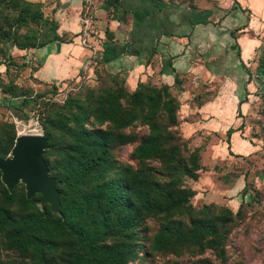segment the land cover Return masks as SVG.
<instances>
[{"label":"rangeland","instance_id":"obj_1","mask_svg":"<svg viewBox=\"0 0 264 264\" xmlns=\"http://www.w3.org/2000/svg\"><path fill=\"white\" fill-rule=\"evenodd\" d=\"M247 1L253 8L237 0H201L200 18L192 21L201 30L186 35L183 48L164 40V48L157 42L152 53L127 52L111 65L103 45L110 34L86 30L88 13L77 12L80 28L74 29L65 25L71 26L76 11L62 0H0V160L11 157L21 134L47 138L43 159L58 193H35V205L58 214L57 173L76 126L105 129L117 174L151 168L158 183L185 189L184 204L195 211L169 220L149 215L138 228L110 237L107 244H129L123 264H264V0ZM70 45L73 50H66ZM138 59L140 78L130 88L127 79ZM164 88L178 107L155 116L172 132L169 144L180 150L168 153L166 145L159 155L139 160L134 150L149 131L143 116L150 97L164 100ZM137 91L139 104L133 100ZM169 116L174 126L166 123ZM5 189L14 192L13 201L5 200ZM23 196L32 198L25 183L9 189L0 168V209L13 218L31 213L19 203ZM205 219L217 228L230 221L226 236H206L201 247L175 238L171 247H155V234L167 223L184 232ZM70 255L64 245L42 257L20 252L0 224V264H69Z\"/></svg>","mask_w":264,"mask_h":264},{"label":"trees","instance_id":"obj_2","mask_svg":"<svg viewBox=\"0 0 264 264\" xmlns=\"http://www.w3.org/2000/svg\"><path fill=\"white\" fill-rule=\"evenodd\" d=\"M165 89L163 101L160 96L149 99L150 107L143 116L149 131L134 150L139 160L159 155L166 145L168 153L180 150L178 143L169 144L167 137H172V132L167 129L168 125L161 127L155 116L160 110L164 111L165 116L170 115L178 107ZM133 100L136 104L143 102L139 91L133 94ZM168 119L166 123L174 126L172 117ZM72 136L65 149V162L57 173L61 182L58 185L59 214L48 209L40 210L33 197L27 199L24 196L19 203L24 208H31V213L13 218L6 209H0V224L5 238L15 249L20 252L31 250L42 257L44 253L53 252L64 245L71 252L69 264H123L128 256L129 244L124 241L107 244L110 237L138 228L149 215H162L169 220L182 212L195 214L190 205L184 204L188 192L185 189L175 190L171 181L158 183L153 178L151 168L117 174L108 155L110 134L105 129H87L77 125ZM45 161L51 168L49 162ZM185 174L196 177L189 169ZM4 194L5 200H14V192L9 193L5 189ZM196 223L198 225L184 232L178 228L171 231L167 223L164 229L155 234V247H171L174 238L175 242L190 241L199 247L206 236L222 240L230 221L224 220L219 228L208 220ZM225 252L226 246L222 243L219 256L224 257Z\"/></svg>","mask_w":264,"mask_h":264},{"label":"crops","instance_id":"obj_3","mask_svg":"<svg viewBox=\"0 0 264 264\" xmlns=\"http://www.w3.org/2000/svg\"><path fill=\"white\" fill-rule=\"evenodd\" d=\"M62 1L66 7L76 11L70 22L71 26L67 23L66 27L80 28L76 15L82 10L89 14L87 17L89 23L84 25L86 30L90 33L95 31L99 37L104 36L106 31L110 34L109 38L103 40V45L104 58L111 65L121 63L122 57H125L127 52L152 53L157 42L158 46L164 48V40H171V45L183 48L184 43L188 41L186 35L192 34L193 38L202 27L200 23L192 24L193 20L200 18L199 3L201 0H193L192 4L185 0ZM237 2L253 8L247 0H237ZM170 34L173 35L169 36ZM72 46L70 45L66 50H73ZM48 56L47 59L49 58L50 61L52 57ZM142 61L143 59H138V63L131 67L134 70L127 79V86L130 88H134L140 78V73H138L140 69L136 65L141 64ZM168 78L169 82L173 80L172 76Z\"/></svg>","mask_w":264,"mask_h":264},{"label":"water","instance_id":"obj_4","mask_svg":"<svg viewBox=\"0 0 264 264\" xmlns=\"http://www.w3.org/2000/svg\"><path fill=\"white\" fill-rule=\"evenodd\" d=\"M47 146V138L38 133L21 134L17 137L11 157L0 160V168L9 189L22 181L25 183L28 197L48 190L58 193L55 189L57 181L48 175V166L43 159ZM58 207L59 201L57 211Z\"/></svg>","mask_w":264,"mask_h":264},{"label":"built area","instance_id":"obj_5","mask_svg":"<svg viewBox=\"0 0 264 264\" xmlns=\"http://www.w3.org/2000/svg\"><path fill=\"white\" fill-rule=\"evenodd\" d=\"M88 23H89V19L86 18V19L84 20V24L87 25ZM85 28H86V27H85ZM86 34H87V33L85 32V33H84V37H83V41H85V39H86V37H85V36H87Z\"/></svg>","mask_w":264,"mask_h":264}]
</instances>
